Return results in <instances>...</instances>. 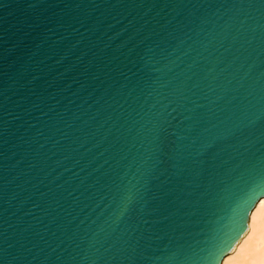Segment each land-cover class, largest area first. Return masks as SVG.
I'll list each match as a JSON object with an SVG mask.
<instances>
[{"label":"water","instance_id":"1","mask_svg":"<svg viewBox=\"0 0 264 264\" xmlns=\"http://www.w3.org/2000/svg\"><path fill=\"white\" fill-rule=\"evenodd\" d=\"M262 158L264 0H0V264H204Z\"/></svg>","mask_w":264,"mask_h":264},{"label":"clouds","instance_id":"2","mask_svg":"<svg viewBox=\"0 0 264 264\" xmlns=\"http://www.w3.org/2000/svg\"><path fill=\"white\" fill-rule=\"evenodd\" d=\"M240 247L246 250L243 256L229 253L218 264H264V196L250 210Z\"/></svg>","mask_w":264,"mask_h":264},{"label":"snow or ice","instance_id":"3","mask_svg":"<svg viewBox=\"0 0 264 264\" xmlns=\"http://www.w3.org/2000/svg\"><path fill=\"white\" fill-rule=\"evenodd\" d=\"M261 163L262 167H264V158H262ZM256 179H258L259 185L264 188V171H262L259 176L256 177ZM225 255L226 253L224 252L222 247L212 245L211 250L204 261V264H212L213 261H218Z\"/></svg>","mask_w":264,"mask_h":264},{"label":"bare ground","instance_id":"4","mask_svg":"<svg viewBox=\"0 0 264 264\" xmlns=\"http://www.w3.org/2000/svg\"><path fill=\"white\" fill-rule=\"evenodd\" d=\"M241 239H242V237L239 239V241L237 242V244L235 245V247L232 249V251L229 252L233 256H243L244 255V252L246 251V250H242L241 247H240V241H241Z\"/></svg>","mask_w":264,"mask_h":264}]
</instances>
